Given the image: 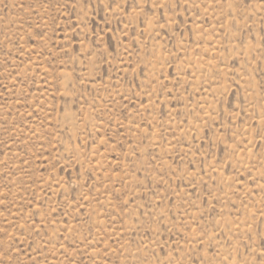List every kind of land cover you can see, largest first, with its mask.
Returning <instances> with one entry per match:
<instances>
[{
    "label": "rangeland",
    "instance_id": "374dc122",
    "mask_svg": "<svg viewBox=\"0 0 264 264\" xmlns=\"http://www.w3.org/2000/svg\"><path fill=\"white\" fill-rule=\"evenodd\" d=\"M0 264H264V0H0Z\"/></svg>",
    "mask_w": 264,
    "mask_h": 264
}]
</instances>
